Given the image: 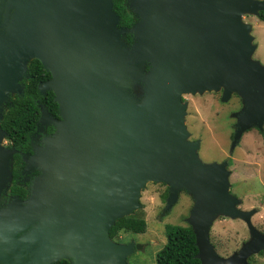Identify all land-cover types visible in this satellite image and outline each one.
Segmentation results:
<instances>
[{"label":"water","instance_id":"water-1","mask_svg":"<svg viewBox=\"0 0 264 264\" xmlns=\"http://www.w3.org/2000/svg\"><path fill=\"white\" fill-rule=\"evenodd\" d=\"M128 4L137 17L131 27L120 26L113 0H0V202L16 152L5 143L3 111L24 90L33 59L51 73L39 88L54 92L60 116L41 105L36 132L51 124L55 131L24 155L40 170L29 198L0 208V260L130 264L142 245L115 240L110 228L140 209L144 188L155 182L169 186L166 210L181 192L191 195L187 222L201 264H251L264 250V232L252 220L257 209H242L231 192L228 160L201 159L184 96L222 90L224 101L241 97L231 151L247 130H263L264 64L244 16L259 17L264 0ZM220 216L242 219L251 235L228 256L211 241ZM24 255L32 258L21 263Z\"/></svg>","mask_w":264,"mask_h":264},{"label":"rangeland","instance_id":"rangeland-1","mask_svg":"<svg viewBox=\"0 0 264 264\" xmlns=\"http://www.w3.org/2000/svg\"><path fill=\"white\" fill-rule=\"evenodd\" d=\"M244 18L254 26L253 34L258 44L254 57L264 64V22L252 14H245ZM184 99L189 102L186 121L192 139L201 140V159L204 162L232 160L229 167L231 192L243 199L242 209H257L252 220L264 232V128L247 130L231 151L237 121L233 113L242 107L241 97L234 93L224 101L220 90L186 94ZM168 189L167 184L155 182L144 188L140 209L146 213L148 226L145 232L128 233L124 238L143 247L129 256L130 264H157V254L167 241V224L188 223L187 217L193 205L191 195L181 192L178 201L166 210ZM250 236L248 225L239 218L220 216L211 228V241L224 256L240 249ZM262 253L253 256L250 263L264 264Z\"/></svg>","mask_w":264,"mask_h":264},{"label":"trees","instance_id":"trees-1","mask_svg":"<svg viewBox=\"0 0 264 264\" xmlns=\"http://www.w3.org/2000/svg\"><path fill=\"white\" fill-rule=\"evenodd\" d=\"M114 9L120 16V26L131 27L137 20L128 0H113ZM260 20L264 22V10L260 11ZM125 39L129 44L134 41L132 33H127ZM51 77L39 59L30 61L22 80L24 90L21 93L11 95L4 107L2 128L7 132V141L19 151L14 155L13 178L11 188L17 192L20 189L17 185L21 172L22 157L24 150L30 149L31 135L37 128L41 115V105L55 115L59 114V104L54 100L55 94L48 90L42 93L39 84ZM230 165L232 160L229 159ZM169 193L166 192L165 198ZM148 226L146 213L143 209L120 217L110 228V235L115 240L125 238L128 233L145 232ZM167 241L157 254V264H201L198 258L199 248L196 242V235L190 224H167ZM127 239V238H126ZM55 264H73L69 259H62Z\"/></svg>","mask_w":264,"mask_h":264},{"label":"flooded vegetation","instance_id":"flooded-vegetation-1","mask_svg":"<svg viewBox=\"0 0 264 264\" xmlns=\"http://www.w3.org/2000/svg\"><path fill=\"white\" fill-rule=\"evenodd\" d=\"M137 21V20H136ZM133 43V42H132ZM46 81V80H45ZM47 92V91H46ZM45 92V93H46ZM185 100V99H184ZM51 113V112H50ZM51 115L59 118V114L58 115H55L54 113H51ZM37 130V128H36ZM35 132L31 135V139L33 137V141H31L30 139V149L28 150H24L22 151L21 153V157H22V165H21V172L19 174V179L17 181V185L18 187L20 188H23V189H20L19 191L17 192H14L15 190L12 187L13 183H14V178L13 180L10 182V185L9 187L4 190L3 194H2V197H1V202H0V208H4V207H7L9 206L10 203H12L13 201L15 200H18L22 203H25L26 200L29 198L30 194H31V185H32V182L34 180V178L39 175L40 173V170L38 168H30L26 162V160L24 159V155H33L34 153V146L37 145H43V141L45 139L46 136H49L51 134L54 133L55 131V126L53 124L51 125H48V126H45L44 127V130H40L38 132ZM7 140V139H6ZM6 145L9 147V148H13L16 150L15 154L19 151L16 147H14L13 145H9L8 144V141L6 142ZM14 154V155H15ZM14 160V158H13ZM229 161V160H228ZM14 164V163H13ZM228 167H230V161H229V165ZM13 168V166H12ZM14 177V176H13ZM31 228V227H30ZM29 228V229H30ZM29 229L27 230H23L21 232H19V235H23L24 233H26ZM120 242H129L130 239H124L122 238L121 240H118ZM262 252H264V250H262L261 252H259L258 254H263ZM13 256V253L11 254ZM132 255V254H131ZM257 254H254L252 256H250L249 260L252 259L253 256H255ZM13 258L12 257L11 259L8 260V262L4 261V260H0V264H11L12 261H13ZM32 256L31 255H24L23 256V259L21 260V263H24L25 261H27L28 259H31ZM60 261V260H59ZM58 262V261H57ZM55 264V263H54Z\"/></svg>","mask_w":264,"mask_h":264}]
</instances>
